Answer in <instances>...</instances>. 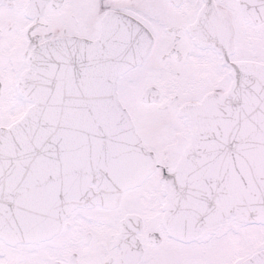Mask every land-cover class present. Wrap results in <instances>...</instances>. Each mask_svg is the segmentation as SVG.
Here are the masks:
<instances>
[{"label": "snow or ice", "instance_id": "obj_1", "mask_svg": "<svg viewBox=\"0 0 264 264\" xmlns=\"http://www.w3.org/2000/svg\"><path fill=\"white\" fill-rule=\"evenodd\" d=\"M0 264H264V0H0Z\"/></svg>", "mask_w": 264, "mask_h": 264}]
</instances>
